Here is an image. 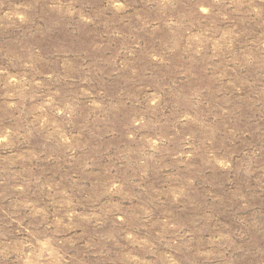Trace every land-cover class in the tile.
Instances as JSON below:
<instances>
[{
  "label": "rangeland",
  "instance_id": "1",
  "mask_svg": "<svg viewBox=\"0 0 264 264\" xmlns=\"http://www.w3.org/2000/svg\"><path fill=\"white\" fill-rule=\"evenodd\" d=\"M0 264H264V0H0Z\"/></svg>",
  "mask_w": 264,
  "mask_h": 264
}]
</instances>
